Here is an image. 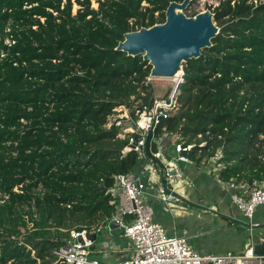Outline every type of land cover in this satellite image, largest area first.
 <instances>
[{
  "label": "trees",
  "instance_id": "obj_1",
  "mask_svg": "<svg viewBox=\"0 0 264 264\" xmlns=\"http://www.w3.org/2000/svg\"><path fill=\"white\" fill-rule=\"evenodd\" d=\"M90 1L77 0L72 15L71 0H0V195L8 196L0 264H51L70 232L105 228L115 177L139 164L137 153H123L128 136L105 126L118 107L136 120L152 105V86H140L150 67L115 48L183 0H97V10ZM212 13L219 34L183 65L177 110L154 136L194 145L196 165L220 150V178L256 189L264 179V0H219Z\"/></svg>",
  "mask_w": 264,
  "mask_h": 264
},
{
  "label": "built area",
  "instance_id": "obj_2",
  "mask_svg": "<svg viewBox=\"0 0 264 264\" xmlns=\"http://www.w3.org/2000/svg\"><path fill=\"white\" fill-rule=\"evenodd\" d=\"M155 81L162 80L152 79L148 75L140 86H152L151 83ZM183 82V74L172 79L171 92L166 97H154L150 107L143 106L140 112L135 113L136 120L131 118L129 110L125 107L114 109L105 126L107 129L112 125L118 128L117 137L119 139L124 140L128 136V143L123 153L135 152L140 159L148 161L147 172H149L152 183L156 185L157 198L163 210L168 212L171 211L172 205H179L182 202L176 194L177 180H181L182 175L171 164L173 162L183 165L192 163L188 154L193 150L194 145H184L178 141L176 136L168 134L157 138L154 136V131L161 119L168 118L177 110L179 87ZM131 100H134V97ZM21 123L26 125L24 121ZM148 133H152L150 142L158 144V151L151 154L152 159L146 156L144 150ZM164 138L175 147L176 160L169 157L168 146H164L163 143ZM262 138L260 136V139ZM7 144L10 145V143ZM204 145L200 144L199 147ZM220 157V153L217 152L212 161L217 163ZM162 178L165 180V186L161 183ZM145 188V184L136 180L132 173H128L116 176L111 189L113 197L111 204L115 206V214L111 221L116 222L120 235L129 241L130 254L127 258L111 262L92 258L90 256L92 242L86 236L96 235V232L72 231L65 243L53 253L56 264H264V256L256 254L252 245L246 246L243 251L237 253L201 255L194 251L184 238L167 236L153 220V209L144 196ZM228 188L235 190L233 184H229ZM14 192H18L17 189H14ZM230 198L235 208L250 220L255 210L264 205V187L251 190L247 198L235 192L230 195ZM7 199V195H0V205ZM99 231L101 230L98 229L97 232ZM106 249L112 252L119 251L113 244L102 250Z\"/></svg>",
  "mask_w": 264,
  "mask_h": 264
},
{
  "label": "crops",
  "instance_id": "obj_3",
  "mask_svg": "<svg viewBox=\"0 0 264 264\" xmlns=\"http://www.w3.org/2000/svg\"><path fill=\"white\" fill-rule=\"evenodd\" d=\"M164 146L171 147L168 140L163 139ZM149 152L153 155L158 151L156 148ZM221 157L216 162L213 158H204L200 165L192 163L179 164L176 171L182 175L177 185V196L182 200L179 205H172L170 212L163 210L161 202L157 198L156 185L152 183L147 172V160L140 159L132 174L135 179L146 185L144 196L146 202L153 209V220L169 237L184 238L188 245L201 255H224L243 251L246 246H255L264 241V229L245 228L240 223L250 227L264 225V205L259 206L252 219L245 218L231 202L230 195L235 192L241 197L247 198L253 190L247 185H238L235 180L228 182L220 178V173L225 164L220 163ZM233 184L235 190L229 189ZM257 184V183H256ZM255 185V183H254ZM254 187H264V179ZM251 188V189H250ZM106 228V227H105ZM101 229V232L103 229ZM109 236V232L105 231ZM97 234V233H96ZM114 246L119 251L112 252L109 249L92 251V258L100 261H118L130 254L129 241L120 234L116 235ZM119 236V237H118ZM114 238H116L114 236ZM98 237L96 238V240ZM109 258V259H107Z\"/></svg>",
  "mask_w": 264,
  "mask_h": 264
},
{
  "label": "water",
  "instance_id": "obj_4",
  "mask_svg": "<svg viewBox=\"0 0 264 264\" xmlns=\"http://www.w3.org/2000/svg\"><path fill=\"white\" fill-rule=\"evenodd\" d=\"M193 0H183L181 3L170 2L167 6L162 24L149 28H140L137 31L123 35V40L118 43L115 51L122 52L128 57H141L150 67L149 76L152 79L172 80L183 74V64L190 60H197L201 52L212 47L211 41L219 34V28L214 23L213 13L205 10L193 17H187L183 12ZM152 133H148L145 141V154L152 159L149 145ZM170 158L176 160L175 147L167 150ZM161 183L165 186V180ZM245 228L264 229V225L250 227L240 223ZM106 230L110 236L120 234V229L115 221L109 222ZM86 236L92 243L101 236ZM82 242V239L79 238ZM255 253L264 256V241L254 246Z\"/></svg>",
  "mask_w": 264,
  "mask_h": 264
},
{
  "label": "rangeland",
  "instance_id": "obj_5",
  "mask_svg": "<svg viewBox=\"0 0 264 264\" xmlns=\"http://www.w3.org/2000/svg\"><path fill=\"white\" fill-rule=\"evenodd\" d=\"M63 1L65 2V0ZM100 1H104V0H100ZM192 2L194 3L193 4L191 3L192 5L189 7V9L183 12L187 17H191L192 14H198L205 10H209L212 13L213 9L218 6L219 0H195V1L193 0ZM71 6H72L71 8L72 15H75L77 11L80 9L77 0H71ZM142 6L145 7L146 4L143 3ZM90 7L92 10H97L98 9L97 0H91ZM151 84H152L153 97H161V96L166 97V95H168L171 92L170 90L173 87L172 80L155 81L152 82ZM120 116H122V114ZM156 147L157 146L155 142L151 143L150 146L151 151ZM179 164L180 163L173 162L171 165L177 169ZM105 231L106 229L102 230L101 236H99L96 242L94 243V246L92 248L93 252L94 250L99 251V249L101 250L103 248L111 247L112 244H115L116 239H118L117 236H115L116 238H114V236H109ZM97 259H101V257H98ZM112 259L113 258H110V260L107 261L111 262ZM51 264H56V262H52Z\"/></svg>",
  "mask_w": 264,
  "mask_h": 264
}]
</instances>
